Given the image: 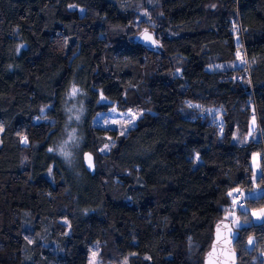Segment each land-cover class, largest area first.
Here are the masks:
<instances>
[{
    "label": "trees",
    "instance_id": "obj_1",
    "mask_svg": "<svg viewBox=\"0 0 264 264\" xmlns=\"http://www.w3.org/2000/svg\"><path fill=\"white\" fill-rule=\"evenodd\" d=\"M131 2L0 0V264H88L107 242L129 264H203L230 192L264 185L251 164L264 147V0H157L155 48L136 39ZM238 14L251 60L242 81ZM73 87L94 173L55 151ZM190 104L222 108L220 120ZM112 108L142 114L120 135L94 125ZM236 229L244 264L238 245L264 241V224Z\"/></svg>",
    "mask_w": 264,
    "mask_h": 264
},
{
    "label": "rangeland",
    "instance_id": "obj_2",
    "mask_svg": "<svg viewBox=\"0 0 264 264\" xmlns=\"http://www.w3.org/2000/svg\"><path fill=\"white\" fill-rule=\"evenodd\" d=\"M131 3L137 10L136 19L131 27L135 32L134 34L136 39L139 41L141 35L147 31L158 35V32H156V26L160 13L157 0H132ZM117 33L118 31L116 34ZM214 67L220 69L226 68L227 66L224 64H215ZM176 74H180V71L177 70ZM191 105L195 106V108L193 107L194 111L192 112L199 111L205 113L204 110H206V112H209L211 115H215V117L220 120L222 108L215 106L205 109L204 105ZM218 113L220 115L219 117ZM141 114L142 113L136 112L135 110L119 111L116 108H112L105 113L98 114L94 119V125L103 128L115 129L117 130L118 134L122 135L126 134L128 130L136 124ZM66 115V127L55 147V151L63 157L69 168L77 169L79 168V164L84 162V156L86 153L82 149V138L80 133V119L83 115V96L77 87H73L68 94ZM77 116L79 117L78 120L76 119ZM253 127L255 129H259L258 120L255 115L253 116ZM256 131L258 133V130ZM1 132L2 127L0 126V134ZM235 138L236 140L244 141L238 133L235 135ZM22 139L23 142L26 143V138L23 137ZM245 140L247 139L245 138ZM114 144L115 139L113 137H109L108 143L101 148L100 152L103 154L107 153ZM64 153H67V155H64ZM251 164L254 178L256 179L258 177V179H261L264 174V147L261 152L253 154ZM255 179L253 181H255ZM244 190L246 193L244 197L245 202L248 196L261 198L264 195L263 181L254 184L250 192H248L246 189ZM234 191H231L230 195H232ZM252 207L250 213H247L246 211L250 210L247 206H241L239 203L231 201L228 208L225 209L223 218L232 222L235 228L247 226L248 223L264 224V204L258 206V208L255 209ZM63 222L65 223L66 220H63ZM237 225H239V227H237ZM261 237V234L259 237H256L255 234L243 236L238 248L243 255L242 261L244 264L257 262L259 264L264 263V241H260ZM250 239L252 240L251 244L249 243ZM117 256L118 254L115 252V249L110 243L107 242L106 244H95L91 249L88 264H129V256L120 260H118Z\"/></svg>",
    "mask_w": 264,
    "mask_h": 264
},
{
    "label": "water",
    "instance_id": "obj_3",
    "mask_svg": "<svg viewBox=\"0 0 264 264\" xmlns=\"http://www.w3.org/2000/svg\"><path fill=\"white\" fill-rule=\"evenodd\" d=\"M139 42L147 47L155 48L159 42L152 32H144ZM86 167L95 172V156L92 152H87L84 156ZM239 230H237L229 220H220L214 225L213 240L210 248L205 253L203 264H241L239 253L235 249L238 240ZM235 237V238H234Z\"/></svg>",
    "mask_w": 264,
    "mask_h": 264
},
{
    "label": "built area",
    "instance_id": "obj_4",
    "mask_svg": "<svg viewBox=\"0 0 264 264\" xmlns=\"http://www.w3.org/2000/svg\"><path fill=\"white\" fill-rule=\"evenodd\" d=\"M241 0H236L237 4L239 5ZM237 5V6H238ZM232 30L234 32V35L237 40V47L234 52L235 60H234V66L236 68V73L233 75L234 80H240L250 78L251 73V60L248 56L246 45L244 42V28L241 24L239 14L238 19L233 23ZM255 116L258 120V127H259V119L257 116V112H255ZM218 127L221 128V124H218ZM260 129V127H259ZM245 190L242 188H237L232 195H230V199L233 202L239 203L240 205H243L245 202Z\"/></svg>",
    "mask_w": 264,
    "mask_h": 264
},
{
    "label": "snow or ice",
    "instance_id": "obj_5",
    "mask_svg": "<svg viewBox=\"0 0 264 264\" xmlns=\"http://www.w3.org/2000/svg\"><path fill=\"white\" fill-rule=\"evenodd\" d=\"M74 91H75V90H74ZM189 107H193V105L190 104ZM76 119L78 120L79 117L77 116ZM25 142H26V139H25ZM106 147H107V146H106ZM50 151H51V149H50ZM64 155H67V153H64ZM237 227H239V225H237ZM234 238H235V237H234ZM249 243H250V244L252 243V240H251V239L249 240Z\"/></svg>",
    "mask_w": 264,
    "mask_h": 264
}]
</instances>
